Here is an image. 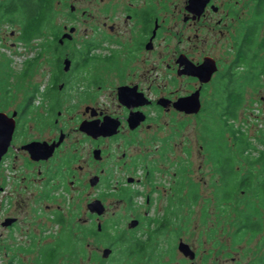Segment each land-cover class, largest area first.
Wrapping results in <instances>:
<instances>
[{"label": "flooded vegetation", "instance_id": "flooded-vegetation-1", "mask_svg": "<svg viewBox=\"0 0 264 264\" xmlns=\"http://www.w3.org/2000/svg\"><path fill=\"white\" fill-rule=\"evenodd\" d=\"M38 2L32 0L36 4L28 10L22 7V0H0V25L7 24L11 38L6 44L5 34H0V48L9 49L8 57L0 60V68L12 70L10 64L18 61L22 67L15 90L7 88L8 84L0 85V112L14 120L9 146L0 157L1 201L10 208L0 226L7 232L19 229L28 220L23 207L31 203H39L38 209L44 204L51 213L44 219L37 216L38 220L31 219L26 225L33 227L26 232L30 239L35 238V227L47 232V222L68 225L59 210L60 203L68 194L71 204V193L84 186L92 192L86 208L97 220L96 226H80L69 234L76 235L80 230L84 238L106 242L114 239L122 257L132 258L124 264H138L146 255L152 260V242L175 219L174 206L189 207L199 202L201 196V185L189 178L187 160L179 158L172 171L173 184L167 186L174 191L172 196H176L177 202L167 203L161 216L151 215L155 202L151 194L160 189L155 184L156 172L162 171L161 167L167 171L169 165H164L163 160L172 165L174 147L168 141L181 135L190 119L197 118L203 125L212 115L214 123L220 121L224 127L227 119L243 134L244 144H235L230 135L214 140L224 142L232 150L225 157L231 160L234 174L228 170L224 174L233 178L229 179L231 183L249 177L251 190L235 187L229 200H220L222 172L217 160L224 156L211 152L214 149L204 142L199 145L202 160L198 169L212 177L208 179L212 194L202 200L201 213H208L206 208L213 200L217 224L209 232H217L221 215L227 214L232 217L231 237L235 239L238 218L231 215L235 212V192H252L253 199L248 200L254 203L260 202V193L264 192V0H47L42 12L35 8ZM38 17L41 23L37 31L27 36L29 27L38 21L31 20L30 26L29 18ZM37 70L39 81L34 80ZM227 91L239 98L231 115L223 111ZM194 94L199 101L196 113H186L174 106L180 98ZM160 115H169L165 123L158 121ZM165 125L170 131L158 140L157 132ZM250 127L257 130L253 138L248 136ZM148 135L162 141L161 146L152 149L159 154L153 160H148L152 153L146 152L143 144ZM109 141L113 142L112 149ZM86 142L89 159L81 161L82 154L77 150L83 149ZM32 143H37L36 153L23 147ZM136 146L138 150L132 156L131 148ZM116 150L120 152L115 153ZM184 153L189 158L188 146ZM129 155L130 160L126 161ZM140 157L142 169L138 168ZM109 158L114 167L124 165L131 175L111 179L107 170L100 167L87 178L92 165L108 164ZM116 159H121V163ZM78 161L81 164L77 171ZM134 184L138 187L131 188ZM33 187L37 191L26 195L25 190ZM194 192L197 195L193 196ZM143 193L145 200L137 202ZM110 196L117 197L121 205L134 212L128 228L118 230L121 221L104 219ZM93 201H99L103 207L100 214L89 206ZM186 201L188 204H184ZM138 207L145 211L142 213ZM260 221L263 225L261 217ZM10 233L7 236L13 238ZM3 240L0 233V241ZM113 245L102 248L101 256L89 251L85 264H107L115 253ZM187 245L192 258L190 252L183 254L178 245L177 250L184 261L195 264L199 253ZM2 247L9 252L13 244ZM106 248L110 252L103 256ZM19 249L27 251L25 247ZM85 251L82 248L80 254ZM161 252L169 254L170 250ZM40 260L36 259L35 264H45ZM201 260L199 264H204ZM56 261L57 258L47 264ZM233 261L237 264V258ZM259 261L264 264V254ZM6 264H12V260Z\"/></svg>", "mask_w": 264, "mask_h": 264}, {"label": "rangeland", "instance_id": "rangeland-1", "mask_svg": "<svg viewBox=\"0 0 264 264\" xmlns=\"http://www.w3.org/2000/svg\"><path fill=\"white\" fill-rule=\"evenodd\" d=\"M6 26L7 24L5 23L0 25V34H5L4 37H6V44H8L11 41V38L8 37V28ZM8 50L9 49L4 47L0 48V60H3L5 57H8ZM10 68L12 70L7 68L6 70H4L3 68H0V85L8 84L7 88L10 87L11 89L15 90L17 85L15 86L14 83L16 82V78L18 77L17 74L22 67L20 65V62L18 61L16 64L12 62V64H10ZM36 73L37 74L34 76V80L39 81V70H37ZM168 117L169 115H160L158 117V121L165 123ZM213 120L214 119L212 118V115H210L209 118H206L203 121V125H201L197 118H192L187 122L188 124L182 130L181 135H178L175 139L168 141V144H171V146L174 147L172 155L170 156L172 165L169 164V161L166 162L165 160H163L164 165H169L167 166L168 168H166L167 171H165V167H161L160 169L162 171L156 172L157 175L155 184L160 189H158L157 192L151 194V199L155 201L154 204H152L150 210L151 215L156 214L158 216H161V213H163L168 207L167 203L172 202L173 204H175L177 202L176 196H172L174 194V191L168 190L167 186L173 184V177H171L172 171H175V169L177 168L174 163L180 161L179 158H182L181 160H187L188 168L191 171V175L189 176V178L197 182L198 185H201V191H199L201 196L199 198V202H194L189 207L186 206L182 208H177L176 206H174L175 208L173 209V213L174 211H176L175 219L172 220V222L168 225L166 232H164L159 237H156L155 241L152 242L153 248L150 249L151 251H154L153 256L151 257L152 260L149 258L148 255H146L138 264H144L145 261L153 264H192L190 260L184 261L183 256L177 250V245L179 244V242H183L186 244L188 243L192 247V249L196 250V252L199 253V257L195 258L194 260L195 264H199L202 261L201 259H203L204 264H234L233 258H237V264H261L259 258L261 255L264 254V207L262 209L263 214L261 215V218L263 220L261 232L256 235L243 234L242 237H237L235 239L231 237L233 225L230 224V221L232 217H229V215L227 214L221 215L219 225L216 227L217 232H209V230L217 224L213 215V211L215 210L213 200L211 204H208L209 208H206V212L208 213L206 215H202L201 213V205L203 203L202 200L209 198L212 194L210 190L212 186L208 185V179L212 180V177L209 176L208 172H199L198 165L200 159L202 160L200 156L199 145H202L206 140L210 139V133H213V129L215 130L216 134V137L213 139L219 137H228V134L224 132V127H222V123L220 121L219 124L217 122L214 123ZM255 128L256 127L249 128L251 132H248V136L252 138L254 137L255 133L257 132ZM169 131L170 130L165 125L163 129L158 130L156 135L157 139H163ZM33 133L35 134L34 131ZM249 133L252 135H250ZM139 137L141 138L140 135ZM202 138H204V140ZM157 139L153 140L148 135L143 143L147 147L146 152L152 153L150 157L147 156L148 160H153L159 155L158 152H154L155 150L152 151L153 147L155 149L156 146H161L162 144V141H158ZM252 142L257 144V146H260V144H258L257 142ZM175 143L177 144L174 145ZM112 146L113 142L109 141V147L111 149ZM187 146L189 158H186L184 153V150ZM88 149L89 143L86 142L83 146V149L77 150L79 154H82L81 161L89 159ZM137 150V146L132 147L130 154L132 156H135ZM117 152H120V150L115 151V153ZM145 153L142 155L143 157H145ZM129 160L130 155L128 156L126 161ZM81 161L75 163L77 171V166L81 164ZM116 161L120 164L122 160L116 159ZM142 163L143 159L142 157H140L138 160V168L140 167V169H142ZM100 167H104L105 170H107L106 175L110 176L111 179H124L126 176L131 175V173L127 169H125L124 165L120 167H114L112 161L109 158L108 164H104L103 166L92 165L89 169L90 175L88 174L87 178H89L91 174H93L95 171L98 172L100 170ZM205 168H210V166H205ZM143 186H145V184H143ZM137 187V184L131 186V188ZM144 189L145 191H148L147 187H144ZM36 191V187L27 188L25 190V194L30 195V192ZM91 193L92 192H90L89 188H84V186H78V188H76V192L71 193L74 195L73 201L70 202L71 204L68 203L69 200L67 194L66 200L60 203L61 206L59 210L65 216V220L68 225L60 226L51 222H47L46 225H44L46 229L48 228L47 232H42L41 230L38 231L35 227L34 239H30L29 235L27 236L26 234L28 228L33 227H28L26 225L31 221V219H37V216L41 215L44 219V216H47V214L50 215L51 211L47 212L44 204L42 205V209H38L37 207L39 206V203H31L25 208L23 207L22 212L26 217L25 219L28 220L27 222H24V224L21 225L19 229L7 232V230L3 229L2 226H0V233L3 234L4 239L3 241H0V243H2L0 244V259H2V264H6L9 259L12 260V264H35V260L39 259V251H41L42 248L46 245L47 246L45 247V250L55 246L57 247V249L67 247L66 249L60 251V254L57 256L56 264H68L69 262L71 264H85L86 257L89 254V251H93L97 256H101L100 253L102 248L106 247V245L108 246V244H114L113 247H115L116 249L115 253L110 256V260L107 262V264H124L126 261L131 260V257H124L125 259L122 257V255L118 251L120 246H117L118 244L115 245L116 242H114L113 239H108L107 241L109 242H106L94 240L93 237L84 238L80 234V230H77V233L80 235L69 234L71 233L72 229L76 230L80 228V226H96L97 220L87 211L86 208V203L90 199L89 196ZM144 193L143 195H141V197L139 196L137 198V202H142L145 200ZM1 195L2 194L0 193V204L2 202V205H0V221H2L4 216L9 214L10 210V208L6 206L7 203L1 201ZM234 197L236 198V202L234 201L233 204L237 205L238 209L242 208L248 199H253L252 192H246L241 194L239 191H236ZM256 201L258 200L255 199V202ZM119 202L117 197H108V209L106 214L104 215V219H110L109 221L114 218V221L122 222L118 230L128 228L127 223L132 217H134V212L132 213L131 211H128L125 205H121ZM184 204H188L187 201L184 202ZM137 210H140L143 213V210L145 211V208H139ZM237 210L236 212L233 211V213L231 214H236L235 218H237L238 215ZM71 213L73 214V217H69L71 216ZM70 218H73L71 219L72 223L70 222ZM8 233H10L11 237L13 238L7 236ZM51 234L53 235L50 236ZM69 237L70 242L68 240ZM61 241H63V243ZM9 242L13 244V247L9 252H7L2 247V245L6 243L9 244ZM71 245H73V249L70 250ZM19 247H25L27 248V251H21L22 249H19ZM82 248H86L84 255L80 254V250ZM165 249L170 250L169 254H163L161 252ZM93 264L98 263L94 262ZM128 264H133V262L131 261Z\"/></svg>", "mask_w": 264, "mask_h": 264}, {"label": "trees", "instance_id": "trees-1", "mask_svg": "<svg viewBox=\"0 0 264 264\" xmlns=\"http://www.w3.org/2000/svg\"><path fill=\"white\" fill-rule=\"evenodd\" d=\"M36 4V3H35ZM35 4H32V0H22V7L27 8L28 10L31 9ZM47 5V0H39L38 5L35 6V8L41 9V12L44 8H46ZM42 15V13H40ZM31 20H38L35 23H33L32 27H29V29L27 30L26 35L30 36L32 34L35 33V31H37V27L38 25L41 23V17L38 18H29V23L31 26ZM40 22V23H39ZM227 104L224 108V112L227 113V115H231V111L234 109L235 105L238 104L239 102V98L237 95H234L233 93H231V91H227L226 95H225ZM224 132L228 134V136L230 135L233 139V141L235 142V144H239L242 143L244 144V140H243V134H240L237 132L236 129L233 128L232 125H229L226 121H224ZM216 137L215 134V130L213 129V133H210V139L205 141V145H208L210 148L214 149L211 152H213L214 154H221V157L219 160H217L220 163V167L219 169L221 170V182H222V186L223 189L221 191V197L220 200L225 201V200H229V196L230 193L232 192V190L236 187L237 189H241L244 188L245 190H251V184H250V178L244 176L242 178V180H240L239 182H234L231 183V181L229 179H233L230 178L231 176L225 175L224 172L225 170H228L232 173V175L234 174L233 172V165L230 159L225 157V154H231L232 150L226 148L227 145L223 142H215V140L213 138ZM243 148H245V145H243ZM243 148L241 149V151H243ZM229 157V156H227ZM217 159V158H216ZM212 160V159H211ZM213 161V160H212ZM215 161V158H214ZM194 189V188H193ZM261 192V190H260ZM254 193L256 194V192L254 191ZM259 194V193H258ZM262 195L260 202L254 203L253 201H247L242 208L238 209L237 205H235L233 207V210H237V218L238 221L235 222V237L239 238L242 237L243 234H251L254 235L256 233H259L262 229V225H261V221H260V217H261V208L264 207V192L260 193ZM197 195L196 192L193 193V196ZM58 221H60L61 223V219H58ZM69 236V234H68ZM69 242H70V237L68 238ZM114 240V239H113ZM63 243V241H61ZM59 242V243H61ZM57 244V243H56ZM47 246V245H46ZM45 246V247H46ZM133 246H130L129 248H132ZM67 247H62L57 249V247H50L47 250H45L44 248V252L42 253L41 257H39V260L41 259V263L43 261V263L47 264V263H54V260L57 258V256L59 255V250H63L66 249ZM131 255V254H130Z\"/></svg>", "mask_w": 264, "mask_h": 264}, {"label": "water", "instance_id": "water-1", "mask_svg": "<svg viewBox=\"0 0 264 264\" xmlns=\"http://www.w3.org/2000/svg\"><path fill=\"white\" fill-rule=\"evenodd\" d=\"M174 106L179 110L185 111L186 113H196L199 109V101L197 96L194 94L189 95L188 97L180 98L174 103ZM13 129L14 120L11 117H8L6 114L0 112V157L6 152L9 146ZM36 144L37 143L27 144L23 147H25L32 153H36V149L38 148ZM89 206H92L98 214L101 213L103 208L101 207L99 201H93L89 204ZM91 211H93V209ZM178 249L185 255L190 252V257H193V253L186 243L179 242ZM109 252L110 250L106 248L103 250L102 254L103 256H107Z\"/></svg>", "mask_w": 264, "mask_h": 264}]
</instances>
